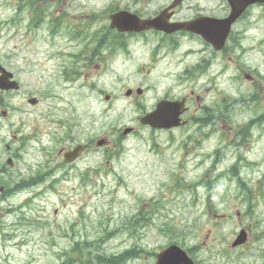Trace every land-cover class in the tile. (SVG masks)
Wrapping results in <instances>:
<instances>
[{"label": "rangeland", "instance_id": "obj_1", "mask_svg": "<svg viewBox=\"0 0 264 264\" xmlns=\"http://www.w3.org/2000/svg\"><path fill=\"white\" fill-rule=\"evenodd\" d=\"M60 1L65 12L70 0ZM75 1L78 10L83 1L89 2L86 10L102 4ZM11 3L0 0V63L20 88L0 92V177L8 186L0 198V264H61L69 258V264L87 259L102 264L98 256L125 251L131 252L124 264H153L155 254L175 240L192 250L196 264H264V127H253L245 141L235 127L264 108L263 13L253 9L242 48L233 53L236 61L223 54L214 82L202 77L126 84L104 72L90 77L89 96L86 82L60 76L56 53L66 47V29H57L53 38L47 27L26 33L23 22L10 23L16 13ZM251 71L252 82L244 77ZM128 86L148 91L130 97L124 95ZM167 88L176 96L189 89L198 95L197 103L190 97L187 117L199 116L205 104L229 103L228 121L222 119L215 129L192 124L171 132L141 126L142 110H151ZM32 95L38 98L35 105L27 102ZM65 118L76 119L68 122L75 124L76 142L90 139L93 147L99 137L108 142L56 170L68 172V178L59 179L47 171H54L59 159L61 144L54 141L63 132L56 122ZM125 126L134 131L121 134ZM30 133L33 138L22 140ZM113 152V158L106 155ZM32 178L41 181L26 186ZM241 226L248 228V238L231 247ZM75 241L83 244L82 260L72 249ZM133 247L144 252L137 255Z\"/></svg>", "mask_w": 264, "mask_h": 264}, {"label": "flooded vegetation", "instance_id": "obj_2", "mask_svg": "<svg viewBox=\"0 0 264 264\" xmlns=\"http://www.w3.org/2000/svg\"><path fill=\"white\" fill-rule=\"evenodd\" d=\"M100 1L101 6L92 9L89 6V10H86L89 2L83 1V6L80 5L81 10H78L79 1L75 0L66 3L65 12L60 0H50L49 6L47 0H40L38 7L46 6L53 13L60 29L63 26L72 37H69L72 44L67 43L65 48L58 51L59 63L63 69L65 67L80 69L82 74L80 76L86 79L89 96L92 65L95 68H119L123 74L120 81L126 84L191 82L202 77L214 82V75L216 74L217 78L221 73L223 54L228 53L231 61H236L233 53L239 48L235 42L239 40L241 44L248 29L245 22L251 19L253 14L252 5L248 6L232 23L224 47L214 50L210 43L197 34L183 28L169 29L174 23L196 18H202L204 24L211 27L214 22L229 15L230 6L227 0ZM261 8L258 6L257 9ZM26 9L27 18L30 19V6H26ZM68 12L72 15L65 16ZM95 13L100 14L96 17ZM115 13L120 14V19L111 23V17ZM150 22L152 24L148 26ZM238 26L241 28L238 29ZM185 39L196 42V47L188 45L187 41L185 44ZM214 65L218 67L212 68ZM236 65L238 68L241 67L239 63ZM252 74L250 73L251 80ZM161 98L173 99L168 93L163 92L155 99L154 107ZM211 107L210 113H216V121H222V104L217 102ZM182 117L185 118L184 114ZM68 121L73 122L69 118L57 120V124L63 130L57 137L63 140L57 151L62 159L65 151L78 144L71 134L72 131L68 132V127H72L73 130L75 124L70 125ZM91 148L90 139L84 141L81 154H90Z\"/></svg>", "mask_w": 264, "mask_h": 264}, {"label": "water", "instance_id": "obj_3", "mask_svg": "<svg viewBox=\"0 0 264 264\" xmlns=\"http://www.w3.org/2000/svg\"><path fill=\"white\" fill-rule=\"evenodd\" d=\"M253 1L256 0H232V5L235 11H234V15L230 17L229 20L233 19L234 16H236L240 12L241 6H243L247 2H253ZM178 27H180V25H177L174 28H178ZM221 44L222 43L220 42L218 46ZM0 72L2 73V75L0 76V87L2 88L17 87V83L15 81L8 80V77L11 76V74L6 72L4 68H2L1 66H0ZM29 101L33 103L34 99H30ZM180 104L181 102H170V103L161 102L159 103L157 110L145 114L143 117L140 118V122L144 124H149L152 127H165V128L178 124L177 115L181 112V109L178 108ZM165 105H168V108H166ZM165 110L171 111L173 113L171 112L162 113ZM130 130L131 128H125L123 133H127ZM103 142H104L103 139L98 140V144H101ZM75 156L76 155L67 157L66 160L69 161L73 159ZM0 190H2V187H0ZM245 239H246V233L244 232V230H241L240 234L237 236V238L232 243V245L240 244L243 241H245ZM155 264H193V261L189 258V256L186 254L184 250H182L179 246L172 244L164 248L157 254V260Z\"/></svg>", "mask_w": 264, "mask_h": 264}, {"label": "trees", "instance_id": "obj_4", "mask_svg": "<svg viewBox=\"0 0 264 264\" xmlns=\"http://www.w3.org/2000/svg\"><path fill=\"white\" fill-rule=\"evenodd\" d=\"M264 114V113H263ZM263 114L261 115L263 117ZM31 184V181L26 183V186L27 185H30ZM24 186V185H22ZM176 241V240H175ZM82 246L83 244H80V242H77L75 243L74 247L72 248L73 251L76 252V254H78V256H80L81 258V251H82ZM134 250H136V252L138 251L137 249L134 248ZM141 251H144V249L141 248ZM131 252V251H125L124 253L122 254H119L117 256H112V257H101V256H98L97 257V260L102 263V264H123L124 263V260L126 258H128L127 254ZM136 254L133 252V256H135ZM82 260V258H81ZM71 262V259L69 258L68 260L62 262L61 264H69ZM82 264H90L89 263V259L87 260H82L80 261Z\"/></svg>", "mask_w": 264, "mask_h": 264}]
</instances>
